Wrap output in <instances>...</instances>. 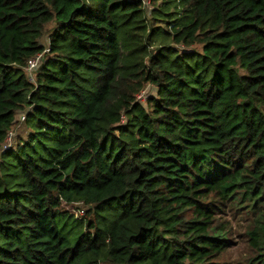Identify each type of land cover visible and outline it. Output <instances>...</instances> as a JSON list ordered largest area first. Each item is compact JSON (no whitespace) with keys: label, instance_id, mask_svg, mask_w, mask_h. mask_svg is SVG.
<instances>
[{"label":"trees","instance_id":"1","mask_svg":"<svg viewBox=\"0 0 264 264\" xmlns=\"http://www.w3.org/2000/svg\"><path fill=\"white\" fill-rule=\"evenodd\" d=\"M150 2L0 0V264H264V0Z\"/></svg>","mask_w":264,"mask_h":264},{"label":"rangeland","instance_id":"2","mask_svg":"<svg viewBox=\"0 0 264 264\" xmlns=\"http://www.w3.org/2000/svg\"><path fill=\"white\" fill-rule=\"evenodd\" d=\"M150 6H152V3L149 1L148 7ZM51 25L52 24H48L46 26V31L43 33V36L40 40L45 46H47L49 41L47 33L49 32ZM40 64L37 65V68L40 66ZM36 70L32 74H28L29 80L31 82L35 80ZM155 94L156 89L152 85L148 84L139 94L138 100L144 103L146 96ZM21 115L22 113L16 115L15 121L9 129L5 142L6 146H16V143L19 139L26 137L27 134L32 131L31 128H27L23 124V121L20 119ZM84 209L85 206H83L82 203H75L74 206H67V210L75 217H81L84 213ZM233 216L234 217H229L231 223V234L228 236L230 239L229 248L220 258V262L222 264H255V261L252 260L255 256V252L249 248L244 236L247 223L238 213H235Z\"/></svg>","mask_w":264,"mask_h":264},{"label":"built area","instance_id":"3","mask_svg":"<svg viewBox=\"0 0 264 264\" xmlns=\"http://www.w3.org/2000/svg\"><path fill=\"white\" fill-rule=\"evenodd\" d=\"M142 1L146 6H148L150 0H142ZM41 59H42V54L38 53L27 60L26 66L24 67V71L26 72L28 79H29L28 74H32L37 69V65L40 64ZM22 118L23 115H21L20 119Z\"/></svg>","mask_w":264,"mask_h":264},{"label":"clouds","instance_id":"4","mask_svg":"<svg viewBox=\"0 0 264 264\" xmlns=\"http://www.w3.org/2000/svg\"><path fill=\"white\" fill-rule=\"evenodd\" d=\"M22 120V119H21Z\"/></svg>","mask_w":264,"mask_h":264}]
</instances>
